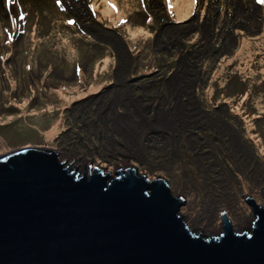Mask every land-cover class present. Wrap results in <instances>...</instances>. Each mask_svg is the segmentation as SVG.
<instances>
[{
	"label": "rangeland",
	"instance_id": "obj_1",
	"mask_svg": "<svg viewBox=\"0 0 264 264\" xmlns=\"http://www.w3.org/2000/svg\"><path fill=\"white\" fill-rule=\"evenodd\" d=\"M6 1L7 4L11 2L9 6L13 4V8L12 13L0 21V153L54 147L59 149V160H66L73 167H77L78 174L99 168L104 173L114 175L117 169L135 168L136 174L146 176L149 180L166 177L172 196L185 198V205L180 212L191 230L201 232L202 223L207 221L214 234L218 235L222 226L220 213L226 208V215L232 222V227H235L245 198L264 189L262 0H255L256 3L248 0L249 7L247 0H162L166 8V22L185 23L194 17L197 19L199 15L198 20L201 23L195 20L186 26L187 35L201 29L207 40V36L213 33L212 27L218 26V32L225 38V43L221 41L220 46L223 47V55L228 56L220 58L212 68L209 67L207 72H211L210 80L202 85L201 97L204 102L228 103L229 110L242 123L237 125L235 133L240 131L243 134L242 141L250 140L259 146L254 149L253 154L246 149L243 141L241 149L237 142L234 143L232 135L235 134L228 132L230 128L221 125V130L227 133L226 136L232 138L231 146L241 154L237 157L234 153L228 155L229 168L222 167L221 159L217 160L212 154L200 153L196 157L191 152L189 143L185 141L177 149V144L172 145V138L162 139L155 134L153 131L165 128V119L161 112L153 121L144 117H149L147 109L139 106L137 110L132 106L124 109L125 107L119 106L116 98L114 99L119 109H115L116 106L105 107L102 103L99 105L101 98L108 95L106 92L99 97L90 98L76 110L72 109L65 114L64 110L69 109L74 102L101 94L103 86L111 82L116 61L107 47V41L113 40L106 34L105 39L101 40L106 45L103 52L90 50L86 47L87 41L65 26L70 23L63 16L55 15L51 18L50 12L54 14L52 9H60L61 5L66 11L75 13L78 7H82L83 0H59L61 5L58 0H20L24 12L22 15L25 16L21 20L24 21L22 28L27 26L28 30V25H32L25 34L20 29L17 30L13 36L14 43L11 44L3 36V28L5 22L15 19L18 10L16 13V0ZM154 2L156 0H91L90 4L98 23L104 28L114 29L121 36L134 56L135 68L142 75L151 73L156 68L153 61L168 66L165 63L170 58H156L160 49H156L153 31L158 29L164 18L157 14L160 23L153 19L151 10L156 9L152 4ZM257 3L261 9L256 8L254 4ZM240 8L243 9L242 13L238 12ZM106 10L112 15L105 13ZM1 11L0 2V16L3 15ZM208 14L210 18L207 19ZM220 15L223 16L216 23L215 19ZM261 16L263 22L260 21ZM37 19L38 23L35 25ZM79 21L77 19L74 23L78 24ZM234 22L239 24L241 33L231 34ZM85 24L83 27L79 24L78 26L88 33L91 31V24ZM171 29L173 28L167 27L165 31ZM191 40L195 48L197 43H201L199 38L194 41L192 37ZM191 40L188 39L187 43H192ZM244 45H248V48ZM85 49L90 55L83 61L81 58L87 52ZM199 49L196 48V53L201 52ZM12 55H17L18 67L11 59ZM44 55H64L71 60L57 61L55 58V62L44 59L47 57ZM229 84L232 88L243 84L248 88L247 93L233 96ZM117 85L120 87V84ZM116 93L121 94L119 90ZM86 108L94 120L82 123L76 121L78 112ZM152 112L154 114V110ZM96 114L101 118L97 119ZM257 117L260 119L257 120ZM230 122L238 124L236 118ZM81 124L83 125L80 126ZM55 125H58L56 131L49 135ZM77 127L82 128L85 135L84 144L62 148L56 140L57 135L65 128H70L74 134V139L71 138L70 141L75 142L79 131ZM102 158L110 162H101Z\"/></svg>",
	"mask_w": 264,
	"mask_h": 264
},
{
	"label": "water",
	"instance_id": "obj_2",
	"mask_svg": "<svg viewBox=\"0 0 264 264\" xmlns=\"http://www.w3.org/2000/svg\"><path fill=\"white\" fill-rule=\"evenodd\" d=\"M183 197L135 168L71 170L53 150L0 153V264H264V189L232 227L184 222Z\"/></svg>",
	"mask_w": 264,
	"mask_h": 264
},
{
	"label": "trees",
	"instance_id": "obj_3",
	"mask_svg": "<svg viewBox=\"0 0 264 264\" xmlns=\"http://www.w3.org/2000/svg\"><path fill=\"white\" fill-rule=\"evenodd\" d=\"M232 3H234V1H232ZM152 4L154 8H156L155 10L150 9L153 11V19L155 22L160 23L157 14H159V17L164 18V21L158 26V29L153 31L156 49H160L156 58L160 57L163 59L166 58L165 56L170 58L169 62H164L168 66H162V62L157 64L156 61H153L156 68L153 69L151 73H145L143 75L139 74L137 68H135L134 56L127 45L123 42L121 36L115 30L104 28L103 25L93 21L91 14L87 13L85 8L82 7L77 9V12L74 13L77 17L66 11L64 6H61L60 9H52L54 14L50 12L52 14L51 18L53 19L55 15L63 16L65 20L70 23V25L65 26H68L69 29L76 35L80 36L82 40L87 41L88 45L86 47L90 50L96 49L103 52V48H105L106 45L102 44L101 40L105 39V35L107 34L113 40V42L107 41L109 42V46L107 47L111 50V54H114L113 56L116 61V65L112 72V80L110 83L103 86V91L100 92L101 94L91 95L86 99L74 102L69 109L64 110V113H70L69 111L72 109L76 110L79 105L87 102L90 98L99 97L103 92H106L108 95L101 98L99 105L102 103L105 107L116 106L115 109H119V106L125 107L124 109H128V106L129 108L132 106L136 110L138 109L137 106H139L147 109L149 117L145 115L144 117L146 120L153 121L158 117V113L161 112V115H163L165 119V128L153 132L162 139L168 138V140H171L169 138H172V145L177 144V149L180 148L183 141L189 143L188 146L190 147L191 152L196 154V157L200 153L212 154L217 160L221 159L220 164L222 167L229 168L230 158L228 155L232 153H234L236 157L241 155L239 150H236L231 146L232 144L230 142H232V138L226 136L227 133H224L223 130H221L223 128L221 125L230 128L228 129V132L237 135H232L235 139L234 143L237 142L238 146L241 147L243 146L244 141L246 149L251 150L254 154V149H258L259 146L256 145V142L252 143L250 140L244 138L242 141L243 134H241L240 131H237V134L235 133L237 125L240 126L242 123L240 122V119H238V116L229 110L228 103H218L213 100V103L204 102L201 97V92L203 91L202 85L206 84L205 81L210 80L209 75L211 72H209V74L207 72L209 67L212 68L214 64L219 62L220 58L228 56L226 54L223 55L224 51L223 47L220 46V42L222 41L224 44L225 38L218 32V26L212 27L213 33L209 34V37L207 36L208 41L203 36L201 29H199L197 33L187 35L188 32L185 31V28L186 26L191 25L196 20V17L185 23H169L165 21V8L162 0H156V2ZM254 5H256L257 9H261V6L258 4ZM247 7H249L248 0ZM242 11V8L238 9V12L242 13ZM208 17L210 18L209 14L207 15V19ZM245 17L246 15H244V18ZM229 18H233L237 21L233 16H229ZM77 19L84 25H86L85 23H87V25L91 24V31L87 33L82 27L79 28V23H73ZM218 19H221V16H218V18L215 19L216 23ZM82 20L85 23H83ZM260 21L263 22L262 16ZM35 22V25H37L38 19ZM81 23L79 24L80 26ZM6 24L7 22H5V26ZM31 25L32 24L28 25V28ZM233 25L234 29L230 30L231 34L235 35L238 32L241 33L239 24L234 22ZM76 26L78 27L76 28ZM167 27L173 29L166 32L165 29ZM3 36L7 41H10L11 44L14 43V40L11 39L7 32H5ZM191 36L194 37V41L198 38L201 40V43L199 42L196 44V48L198 49L203 47L202 49H199L201 52L196 53V48L193 47L194 44L191 40ZM188 39L191 40L192 43H190V41L187 43ZM224 50L228 52L227 48ZM84 51L87 52L82 55L81 60L83 61L84 59L89 58L86 56L90 55L88 50L85 49ZM44 56H47L44 58L46 60L52 59L55 61V58H57V61L71 60L65 58L64 55ZM2 58L3 57H1V59ZM11 59L18 67L19 63H17V55H12ZM38 62L41 63L40 60H38ZM206 65L208 68H206ZM117 84H120V87H117ZM229 88L231 95L233 96H242L247 93L248 89L243 84L238 88H232L229 84ZM118 90L121 94L116 93ZM114 98L118 99L119 106ZM153 110L154 114L152 112ZM104 115H106V113H104ZM95 117L97 119L101 118L99 114H96ZM233 118L238 120V124L230 122ZM258 119H260V117H257V120ZM86 120H89L90 122L94 120V118L89 116V110L87 108L80 110L76 117V121H81V123ZM148 122L150 123V121ZM75 123L79 126L78 122ZM235 125L236 127H234ZM77 128L79 130L77 133V141L75 138L76 144L75 142L72 144L80 146L84 144L83 138L85 135L81 131L82 128ZM73 136L74 134L71 133V129L65 128L57 135L56 140L60 142L62 148L67 149L71 146L70 140L71 138L74 139ZM101 162L109 163L110 161L102 158ZM165 179L168 180L166 177ZM194 187L195 186L193 185V188Z\"/></svg>",
	"mask_w": 264,
	"mask_h": 264
},
{
	"label": "clouds",
	"instance_id": "obj_4",
	"mask_svg": "<svg viewBox=\"0 0 264 264\" xmlns=\"http://www.w3.org/2000/svg\"><path fill=\"white\" fill-rule=\"evenodd\" d=\"M74 2V1H77V0H68V2ZM84 1V3H83V5H82V7L83 8H85V10L87 11V13H90L91 14V17L93 18V20L96 18L97 19V17L93 14V12H92V9H91V0H83ZM148 2H150V0H147ZM209 3H210V1H209ZM59 4H60V1H59ZM70 4V3H69ZM61 5V4H60ZM150 5V4H149ZM62 6V5H61ZM164 6V5H163ZM210 6V5H209ZM82 7H78V8H82ZM77 8V9H78ZM165 8V7H164ZM64 9L66 10V8L64 7ZM165 11H166V8H165ZM76 12H77V10H76ZM75 12V13H76ZM75 17H77L74 13H72ZM221 17L223 16V15H220ZM94 20L95 22H97L98 23V21L97 20ZM199 19V15H198V17H197V21H198V23L200 24L201 22H200V20H198ZM79 24L81 23L80 21L78 22ZM99 24V23H98ZM175 24V23H174ZM177 24H179V23H177ZM81 26L83 27L84 25L81 23ZM108 29V28H107ZM110 30H114V29H112V28H109ZM29 149H38V150H40V149H47V150H53L54 152H56L57 153V155H58V159H59V153L57 152V148L56 149H54V147H49V148H29ZM24 150H26V149H24ZM23 151V150H22ZM60 161V160H59ZM67 162L66 160H62V161H60V162ZM67 165H69L70 166V168H71V170H76L77 171V167H73L71 164H69L68 162H67ZM94 169V168H93ZM96 169H98V170H102V169H99V168H96ZM124 169H126V168H124ZM92 171V169H89V172H85L86 174H90V172ZM104 172V171H103ZM105 174V173H104ZM157 178V177H156ZM163 178V177H162ZM165 179V178H164ZM150 181H152V180H150ZM165 181L167 182V184H168V186H169V182H168V180H166L165 179ZM180 197H183V196H180ZM184 198V197H183ZM185 199V198H184ZM246 200H247V198H245V202H246ZM220 214H226V212H225V210H221V213Z\"/></svg>",
	"mask_w": 264,
	"mask_h": 264
},
{
	"label": "bare ground",
	"instance_id": "obj_5",
	"mask_svg": "<svg viewBox=\"0 0 264 264\" xmlns=\"http://www.w3.org/2000/svg\"><path fill=\"white\" fill-rule=\"evenodd\" d=\"M105 13H108L109 15H112V13H111L110 11H107V10H106ZM244 47L247 49V48H248V45H244ZM244 47H243V50H244ZM57 126H58V125H55V126L53 127V129L49 132V135L52 134V133H54V132L56 131Z\"/></svg>",
	"mask_w": 264,
	"mask_h": 264
},
{
	"label": "flooded vegetation",
	"instance_id": "obj_6",
	"mask_svg": "<svg viewBox=\"0 0 264 264\" xmlns=\"http://www.w3.org/2000/svg\"><path fill=\"white\" fill-rule=\"evenodd\" d=\"M70 143H71V145H73V144H72V143H73V141H70ZM75 144H76V143H75ZM69 145H70V144H69ZM226 209H227V208H226ZM226 209H225V210H226ZM226 212H227V210H226ZM231 223H232V222H231ZM234 226H235V224H234Z\"/></svg>",
	"mask_w": 264,
	"mask_h": 264
},
{
	"label": "snow or ice",
	"instance_id": "obj_7",
	"mask_svg": "<svg viewBox=\"0 0 264 264\" xmlns=\"http://www.w3.org/2000/svg\"><path fill=\"white\" fill-rule=\"evenodd\" d=\"M262 2H264V0H262ZM74 23V22H73Z\"/></svg>",
	"mask_w": 264,
	"mask_h": 264
}]
</instances>
